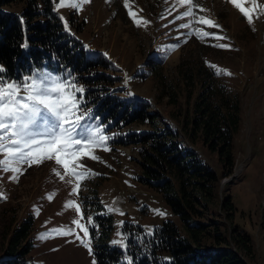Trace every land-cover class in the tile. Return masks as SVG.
Returning <instances> with one entry per match:
<instances>
[{
    "label": "rangeland",
    "instance_id": "obj_1",
    "mask_svg": "<svg viewBox=\"0 0 264 264\" xmlns=\"http://www.w3.org/2000/svg\"><path fill=\"white\" fill-rule=\"evenodd\" d=\"M58 3L59 0H52V8L63 30L87 54L99 52L103 57L101 64L105 62L101 67L84 72L65 68L63 62L60 68L44 66L40 70L85 88V110L92 109L93 116L99 118L92 123L104 128V133L110 137L106 145L110 150L97 148L94 154L98 160L84 157L80 161L93 175L80 184L78 195L72 194L75 178L65 175L63 180L59 179L53 169L62 175L64 170L51 160L31 167L22 165L23 174L18 175L17 180L10 179L11 171L0 170V193L6 197L0 199V261L10 257L5 249L12 229L30 217L28 264H92L94 255L89 254L75 235L51 233L54 228L75 227L71 222L79 217L75 208L65 207L69 200L80 205L81 222L88 230L95 215L111 217L108 243L112 246L117 245L112 241L121 239V222L139 224L147 233L167 220L180 225L179 218L170 211L156 186L141 180L139 149L142 143L124 141L131 135L139 137L165 129L185 135L192 100L201 92V86L186 81L183 74L193 70L192 79L196 81V65L203 64L211 71L210 85L237 101L240 119L231 143L232 171L220 177L212 204L200 207L202 215L194 217L192 223L202 226L199 241L202 248L227 246L231 228L236 226L249 237L253 248L245 261L264 264V13L254 17V23L249 25L229 0H193L199 6L193 8L196 16L210 18L220 26L212 28L195 23L196 16L184 17L187 5H180L178 0H129L138 18L149 21L147 26L138 27L129 16L124 0H90L80 10L57 9ZM257 3L264 6V0ZM0 8L19 14L23 3L13 1ZM201 8L206 11H200ZM185 23H191V27L181 28ZM194 29L225 39L197 37L192 34ZM217 43L230 47L219 48L215 46ZM0 66L4 68L1 62ZM216 69L227 70L231 75H217ZM31 73L4 78L9 82L19 81ZM98 73L106 77L93 78ZM105 100L131 107L144 102L146 110L155 113V118L128 122L117 115L103 121L102 113H97L96 108ZM183 138L209 166L220 169V162L211 150L198 142H190L186 135ZM226 194L232 196L236 208L232 221L220 207ZM49 195L53 197L51 200ZM76 231L83 237L82 231ZM42 234L50 235L41 239ZM91 243L93 253L92 240Z\"/></svg>",
    "mask_w": 264,
    "mask_h": 264
},
{
    "label": "trees",
    "instance_id": "obj_2",
    "mask_svg": "<svg viewBox=\"0 0 264 264\" xmlns=\"http://www.w3.org/2000/svg\"><path fill=\"white\" fill-rule=\"evenodd\" d=\"M13 1L23 3L19 14L0 8V62L6 70L4 77L18 78L44 66L59 68L61 62L74 72L104 65L105 60L101 64L103 57L99 52L87 54L63 30L53 11L52 0H0V6ZM193 72L190 70L183 75L186 81L201 86V92L192 100L185 135L190 142H198L211 150L220 162V169L209 166L189 148L188 141L184 142L185 135L177 131L165 129L127 138L124 143H142L139 149L141 180L156 186L170 211L179 218L180 225L167 220L149 234L139 224L124 222L119 230L127 247L112 246L108 243L111 217L95 215L89 234L96 264H129V261L131 264H248L245 258H250L253 248L249 237L236 226L231 228L227 246L202 248L199 243L202 226L192 223L194 217L202 215L200 207L212 204L220 177L232 171L231 143L240 119L237 101L210 85V69L197 64L196 81L192 79ZM100 76L106 77L98 73L93 78ZM146 107L144 102L131 107L105 100L96 111L102 113L103 121L117 115L128 122L154 120L155 113H149ZM220 207L232 221L236 208L230 194L220 201ZM262 218L264 221V206ZM31 225L32 218L29 217L12 229L5 249L10 257L1 260L0 264H28L26 255L31 247L28 239Z\"/></svg>",
    "mask_w": 264,
    "mask_h": 264
},
{
    "label": "snow or ice",
    "instance_id": "obj_3",
    "mask_svg": "<svg viewBox=\"0 0 264 264\" xmlns=\"http://www.w3.org/2000/svg\"><path fill=\"white\" fill-rule=\"evenodd\" d=\"M89 2L90 0H79V2L59 0L56 7L80 10L83 4ZM229 2L240 11L249 25L254 23V17L258 18L264 13V6L259 5L257 0H229ZM178 3L182 6L187 5V10L182 14L184 17L196 16L193 8L199 6L195 5L193 0H178ZM249 3L251 6H246ZM124 6L138 27L147 26L149 21L138 18L129 0H124ZM200 11L206 9L201 8ZM194 22L212 28L220 27L214 20L205 16H196ZM65 27L67 28V21ZM180 27L190 28L191 23L181 24ZM192 34L202 38L211 36L216 40L225 39L203 29H194ZM215 46L230 47L224 43H217ZM24 47L27 45L25 44ZM5 72L3 66H0V170L11 171L13 175L10 179L17 180L18 175L23 174L22 165L31 167L33 164L51 160L64 170L62 175L59 170L53 169L59 179L63 180L65 175L75 178L76 186L72 189V194L78 195L80 184L93 175L91 170L86 169L80 161L84 157L98 160L99 157L94 154L97 148L110 150L106 146L110 137L104 133L103 127L92 123L99 118L93 116L92 109L85 110L87 108L83 100L85 88L46 70L36 69L19 81L12 82L4 78ZM215 74L231 75L230 72L222 69H216ZM52 198L51 195L48 196L49 200ZM0 199H6L3 193H0ZM65 207L75 208L79 217L71 222L75 227L54 228L51 233L62 236L75 235L80 244L92 255V237L88 227L81 222L83 213L80 205L74 200H69ZM158 214L163 213L158 212ZM89 223H91L90 219ZM76 229L83 232V237ZM49 235L42 234L40 238L47 239ZM120 235L121 239L112 243L127 247L125 239L122 234ZM92 264H96L95 259Z\"/></svg>",
    "mask_w": 264,
    "mask_h": 264
}]
</instances>
